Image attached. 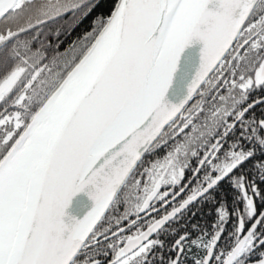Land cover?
Wrapping results in <instances>:
<instances>
[{"label": "snow or ice", "instance_id": "snow-or-ice-1", "mask_svg": "<svg viewBox=\"0 0 264 264\" xmlns=\"http://www.w3.org/2000/svg\"><path fill=\"white\" fill-rule=\"evenodd\" d=\"M98 7L0 0V264H142L176 215L164 179L178 178L173 160L150 184L130 182L142 152L169 140L178 158L215 125L199 165L215 173L208 188L252 155L225 144L247 111L231 102L264 88V13L253 0H106L88 30L61 40ZM13 11L24 13L15 26ZM197 43L199 69L171 103L183 55ZM82 192L94 207L77 219L68 209ZM118 202L125 211H113ZM245 236L223 264H264V251L252 256V229ZM214 250L201 264H214Z\"/></svg>", "mask_w": 264, "mask_h": 264}, {"label": "flooded vegetation", "instance_id": "flooded-vegetation-1", "mask_svg": "<svg viewBox=\"0 0 264 264\" xmlns=\"http://www.w3.org/2000/svg\"><path fill=\"white\" fill-rule=\"evenodd\" d=\"M264 13V11H263ZM231 109H235L238 113L241 109H247L242 120L237 121L236 127L230 130V134L227 137L225 144V151L227 146L231 145L233 149L239 148L244 151L245 154L251 152L252 155L243 160V163L239 164L228 175H225L219 183L214 184L210 188L204 187L207 183V177L209 175H215V173H209L207 166L200 167V162L203 156V150L205 146L210 142L215 134V125L209 129L207 135L202 139L195 141L192 147H186L181 151V164L174 167L178 170V178L173 179L172 172L169 173V179L161 188L162 192H167V202L169 204V212L179 209L184 203L195 198L205 190L209 191L198 202L193 204L182 214L171 221L167 226L162 228L153 239L158 240L159 236L166 230V228L174 222L176 219L184 215L188 210L198 206L201 203H207L210 205L212 211L213 220L211 221V231L215 238V250L217 252H229L239 244L243 243L246 238L245 234L250 229L259 227L262 232L254 234L253 237L260 243L257 246L255 254L264 251V193L261 185L264 182V129L257 127L258 121L264 120V88L253 89L247 94L245 99L244 94H239L234 101L230 104ZM235 117H228V119H234ZM253 129H256L253 131ZM167 165H170L172 161L170 158L165 160ZM252 167H251V165ZM252 169V171L250 170ZM182 171V178L180 170ZM254 175V176H253ZM228 189V190H227ZM202 190V191H201ZM229 192L228 193H225ZM255 201L256 214L251 215L249 209V201ZM160 205L157 204V207ZM260 224V225H259ZM243 225V227H241ZM262 225V226H261ZM169 233L167 230L165 234ZM179 246L173 247L178 251L177 256L183 257V252L186 247L182 246L184 239L179 240ZM163 252L169 249L168 245H163ZM180 248L183 252H180ZM155 247L151 250L146 261L143 264H165L166 255L162 259H158V254L153 252ZM190 250H196L197 248H189ZM214 250V252H215ZM160 252V250H158ZM213 252V256H214ZM246 264V258L243 257ZM184 260L181 264H184ZM190 264H198L192 262Z\"/></svg>", "mask_w": 264, "mask_h": 264}, {"label": "trees", "instance_id": "trees-1", "mask_svg": "<svg viewBox=\"0 0 264 264\" xmlns=\"http://www.w3.org/2000/svg\"><path fill=\"white\" fill-rule=\"evenodd\" d=\"M97 2L100 4V7H98L92 15L83 19L82 23L79 25V27L75 29L74 32L71 33V35L61 36V40L67 43L90 28L93 16L96 13L105 11L104 5L106 3V0H97ZM263 11H264V0H261L255 9V12L256 14L259 15L260 13H263ZM23 16L24 13L13 11L12 13L9 14L7 23H11L13 26H15V24L19 23V21L23 19ZM41 39H44V37H41ZM49 39H52L53 43H55V40L52 37H49ZM194 143L195 141L190 142V144L187 147H192ZM176 148H177V144H173L169 140H161L158 144L154 145L151 148V150L147 153V155L143 158L142 162L135 170V172L132 174L130 182L131 180H134L137 178V176H139L144 179V183L146 185L150 184V181L155 178V176L159 173V170L161 168H166L167 164L165 160L167 157L170 158L171 161L173 160L175 161L174 167L180 165L182 154L180 153L181 155L177 158ZM175 170H176V175L178 176L179 169L175 168ZM250 170L252 171L251 168ZM169 173L168 176L164 179V184L170 177ZM261 188L264 193V182L261 185ZM225 193L229 194V192L226 191ZM126 208H127L126 204H124L123 202H118L117 206L113 209V211L123 212L126 210ZM212 220H213L212 211L210 210V205H208L207 203H201L200 207L196 206L188 210L184 215L176 219L166 228V230L169 233L165 234L166 231L165 230L158 238V240L163 242L162 246L168 245L169 249L166 252L165 251L163 252L162 246H156L154 249V251L156 252L153 253L159 255L158 259H162L163 256L166 255L165 264H172V261L177 257L178 254V251L174 250L173 247L177 246V241L184 239L181 245L186 248L183 252V257L179 258L180 264L182 260H184L185 262L184 264H190L194 261L197 262L198 264H201V262L204 261L205 256L208 254L209 245L215 243L214 240L215 238L213 237L212 231L210 230ZM258 228L259 227L257 226L252 229L254 230V234L262 232V230ZM191 247L192 248L196 247L197 249L190 250L189 248ZM158 250H160V252H158ZM260 253H257V255L255 254L254 258H257ZM150 254H152L151 251L148 254V256ZM227 254L228 252H223V251L217 252L215 250L214 256L216 259L214 261V264H223V257L226 256ZM156 262L157 263L155 264H164L162 263V261H160V263H158V261ZM239 264H245L243 257L240 258Z\"/></svg>", "mask_w": 264, "mask_h": 264}, {"label": "water", "instance_id": "water-1", "mask_svg": "<svg viewBox=\"0 0 264 264\" xmlns=\"http://www.w3.org/2000/svg\"><path fill=\"white\" fill-rule=\"evenodd\" d=\"M260 1L261 0H253L254 10L256 9ZM201 48H202V45L197 43L189 47L185 51L183 58L181 60V64H180L179 71L177 73V77L172 87L169 89V92L167 93V96H166V99L169 102L180 103L184 99V97L187 95L188 87L191 84L192 80L195 78L196 72L199 69ZM151 148L146 149L144 152H142L140 158L135 162V167L133 169L132 174L138 168L143 158L147 155V153L151 150ZM208 191L209 189L205 190L204 192H202L195 198L184 203L179 209L175 211L176 215L173 216L172 219H170L166 224H164L162 228L167 226L171 221H173L176 217L182 214L185 210H187L193 204L198 202L202 197H204V195ZM93 207H94V201L91 199V197L86 192H82L73 198V202L68 209V213L69 215L77 219H83L84 216H86L88 212L92 210ZM157 233L153 235V238Z\"/></svg>", "mask_w": 264, "mask_h": 264}]
</instances>
